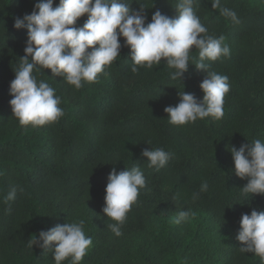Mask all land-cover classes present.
<instances>
[{
	"label": "trees",
	"instance_id": "1",
	"mask_svg": "<svg viewBox=\"0 0 264 264\" xmlns=\"http://www.w3.org/2000/svg\"><path fill=\"white\" fill-rule=\"evenodd\" d=\"M37 0H0V264H55L52 250L29 246L32 235L57 224L84 219L92 245L80 264H264L253 253H241L236 239L242 214L264 210V195H241L247 178L233 171L229 149L264 140V5L250 0H211L194 5L208 34L223 36L230 55L205 61L208 71L228 77L224 115L173 125L164 108L179 102L185 91L199 100L206 70L189 65L177 80L163 61L152 69L131 71L130 50L120 37V57L75 89L61 77L41 69L61 97L64 116L33 127L20 125L9 103V84L24 56L27 29L13 27L14 19L31 13ZM58 3V0H54ZM178 0H131L146 8V23L157 9L176 15ZM234 10L236 24L221 14ZM87 14L78 18L83 24ZM192 56H198L193 49ZM191 62V61H190ZM171 154L160 170L148 167L146 148ZM139 165L147 185L116 236L115 221L102 209L107 177ZM208 190L200 192L202 182ZM12 187L16 198L5 202ZM199 192L193 201L192 194ZM177 195V199H173ZM191 211L187 221L174 223L179 211ZM63 264H70V258Z\"/></svg>",
	"mask_w": 264,
	"mask_h": 264
},
{
	"label": "clouds",
	"instance_id": "2",
	"mask_svg": "<svg viewBox=\"0 0 264 264\" xmlns=\"http://www.w3.org/2000/svg\"><path fill=\"white\" fill-rule=\"evenodd\" d=\"M131 0H37L31 13L14 19L13 27L26 28L27 39L24 53L10 81L9 103L20 125L43 126L58 121L64 116L59 107L61 97L56 89L45 80H38L36 73L49 69L52 77H61L75 89L83 87L82 81L95 82L98 74L105 73L117 57H120L123 43L129 47L133 61L131 71L138 72V66L152 69L163 61L174 69L171 80L181 78L189 65L206 70L199 84L202 99L185 91L177 93L179 102L164 108L168 122L173 125L194 123L197 119L211 117L219 120L224 115V97L230 90L228 77L215 71H208L205 61H216L230 55V47L224 37L208 34L197 15L194 5L197 0H178L176 15L169 17L160 10L153 12L151 22L146 23L144 7H130ZM213 9L220 8V0H211ZM221 14L233 23H240L237 13L221 8ZM87 14L82 25L78 18ZM193 49L198 56H192ZM191 61V62H190ZM182 82V81H181ZM233 159V171L239 178H247L241 187V195H264V140L256 139L229 149ZM142 156L148 167L164 168L171 154L163 148H146ZM147 185L146 177L139 167L117 172L113 168L107 177L105 206L102 211L115 221L108 227L116 235H122L121 227L132 204L137 201L139 190ZM208 190L207 181L202 182L200 192ZM17 188L12 187L5 202L16 198ZM199 192L192 194L195 201ZM178 196L174 195L173 199ZM194 212L181 210L174 223L187 221ZM84 219L57 224L48 230H41L29 241L44 250L51 249L55 264H63L70 258V264H80L92 245V238L86 236ZM236 239L241 242V253H253L264 262V210L253 208L250 214H242Z\"/></svg>",
	"mask_w": 264,
	"mask_h": 264
},
{
	"label": "rangeland",
	"instance_id": "3",
	"mask_svg": "<svg viewBox=\"0 0 264 264\" xmlns=\"http://www.w3.org/2000/svg\"><path fill=\"white\" fill-rule=\"evenodd\" d=\"M252 3H256L259 5H264V0H250ZM36 236V235H35ZM34 237V234L32 235V238ZM31 238V239H32ZM35 246V245H34Z\"/></svg>",
	"mask_w": 264,
	"mask_h": 264
}]
</instances>
